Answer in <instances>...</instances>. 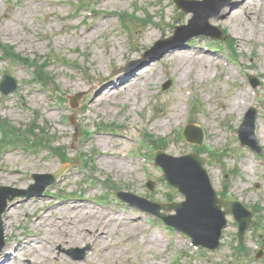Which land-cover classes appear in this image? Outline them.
<instances>
[{"label": "rangeland", "instance_id": "1", "mask_svg": "<svg viewBox=\"0 0 264 264\" xmlns=\"http://www.w3.org/2000/svg\"><path fill=\"white\" fill-rule=\"evenodd\" d=\"M76 1L0 0V41L8 46L12 45L22 57L37 56L41 60L46 57L53 58L47 72L53 74L56 83L55 88L50 84L55 90L50 97L40 87L29 83L31 75L28 69L23 65L10 64L0 55V79L3 70L8 68L19 83L17 90L10 95L4 97L0 94L1 116L16 126L25 127L37 117L41 125L50 128L45 132L51 133L44 137H52L55 144L66 146L71 164L65 166L61 179L46 189L48 194L52 193L50 191L53 188L60 191V194L67 196L61 203H69L73 197L80 195L79 198L95 210L117 212L126 219L120 226L117 222L105 223L103 228L96 225L91 236L83 232L81 236L86 237L87 241L82 244L61 245L52 240L51 250H54V256L59 254L60 260L50 258L49 263L74 264L65 252L70 248L82 249L88 246L85 257L78 261L82 264H264V260L260 263L253 258L257 251L264 258V210L262 217L253 226L255 234H252L251 229L246 231L245 254L234 250L233 237L236 228L231 216H227L228 224L222 231L218 251L207 253L195 251L183 237L168 230L160 220L155 221L149 214H142V211H137V208L124 202L114 201L116 199L110 190L111 186L104 184V180L109 179L119 190L150 201H183L181 194L159 180L161 172L150 165L149 157L146 161L141 160L140 154L144 151L131 138H138L140 129L143 128L154 136H166V146L163 149L165 153L180 156L195 152L193 145L182 146L176 133L189 120L186 114L189 112L192 95H196L203 109L195 111L192 120L193 123H199L204 130L201 146L205 144L212 150L226 152L223 161L210 163L208 160L205 166L214 189L218 194L224 191L228 197L236 198L248 207L260 202L264 208V167L258 166L254 156L247 150L236 153L239 145L234 134L247 108L250 105L259 106L256 134L258 141L264 146L263 6L257 7L254 12L262 18H253V21L247 19L244 30H235L230 23L223 22L224 10H230V13L238 11L228 5L220 9L216 16L208 19L210 24L225 29L236 39L235 48L239 55L237 63L228 61V51L225 49L208 50L207 47L214 44L203 35L193 36L182 44H175L164 53H161L163 46H160L152 56L145 58L144 63H151V69L140 68L141 71H138V68L132 71L136 75L138 72L145 73L148 78L154 79L150 87H145L146 95L143 90L139 91L137 104L119 100L117 94L107 100L103 98L102 105L92 109L90 98L95 95L92 93L93 88L103 76L122 73L119 69L121 66L129 60L141 59V54L152 48L155 42L164 35H171L168 24H186L192 14L183 13V16L177 13L168 0H82L88 2L95 12L82 10L71 17L69 2ZM223 2L225 0L219 1ZM118 12H124L125 18L130 21L131 35L128 40L118 30L115 17ZM145 12L150 13L159 22V26L146 23L143 17ZM132 14L135 20L133 22L129 17ZM176 16H183L184 19L176 21ZM99 22L107 24L100 31L94 30ZM191 40H194L193 43ZM219 46L224 47L225 44L221 43ZM173 48L198 54L202 51L212 57V61L208 66L207 62L200 63L199 58L189 57V60L179 64L178 55L170 54ZM160 57L164 59L163 62L156 61ZM63 61H74L78 68L64 66ZM154 62L157 63L154 65ZM246 74H253L260 80L255 90L261 93V98L255 99L252 95L253 89L245 81ZM167 81H170V86L163 89L162 85ZM77 92H85V95L80 99L79 105L71 109L68 107L67 98ZM242 94L247 98L242 99L238 107H234V97ZM58 97L65 98L66 101L58 102ZM67 119H72V122ZM100 122H115L123 124V127L118 128V132L114 134L101 132L96 130V125ZM82 128L91 131L86 140L82 139ZM119 133L124 135H117ZM101 137L107 139L106 146L99 141ZM77 152H82L83 157L79 158ZM113 153L115 156H112ZM103 155H108L115 161L124 159L127 164L132 163L133 169L129 164L130 170L127 172L109 168L100 161ZM81 159H85L87 164L84 165ZM58 166L59 161L46 151L19 152V149H7L0 153V167H18L25 179L22 183L18 176H0V185L28 188L33 183L30 174L52 172ZM234 166L237 173L233 176L229 174L225 178L224 172ZM28 173L29 177L26 178ZM148 180L154 182L151 189L146 186ZM70 193L75 196H70ZM40 197L45 199L42 204L49 203L51 207L56 205L55 198L43 195ZM94 197L106 198V202L95 203ZM25 200L27 199L15 198L8 203L9 215L6 216V211L2 214V222L6 224L4 235L7 246L12 237L20 233H41V224L32 228L28 221L31 216L28 206L22 204L21 208L18 207L19 202ZM28 203L31 204L32 201ZM137 203L149 207L141 202ZM40 210L37 204L31 213L37 214ZM136 219L139 227L132 230L131 225ZM93 221L94 218L87 217V223L92 224ZM9 222L11 226L7 225ZM68 228L73 229L72 226ZM99 230L105 232L106 241L103 242V238L99 237ZM23 253L14 264H28L30 256L33 260L46 258L41 252H33L30 246ZM73 253L79 255L77 251Z\"/></svg>", "mask_w": 264, "mask_h": 264}, {"label": "bare ground", "instance_id": "2", "mask_svg": "<svg viewBox=\"0 0 264 264\" xmlns=\"http://www.w3.org/2000/svg\"><path fill=\"white\" fill-rule=\"evenodd\" d=\"M255 1H257V6L259 4L264 6V0ZM250 3H254V0H236V2L232 3L229 8L237 9L238 11L230 13V10H224L225 14L222 18L223 22L225 24L230 23L235 30H244L246 27L245 21L247 20V18H249V13H252L251 10L255 6H251ZM178 18L184 19L183 17ZM106 24L107 22H99L94 30L100 31L105 27ZM175 53L178 55L179 64H182V62L190 59L189 54L186 52V49L170 50V54ZM206 55L207 54H201L200 52L199 60L200 63L207 62V65L209 66L211 59ZM147 65H149V63H147L145 67ZM139 78L140 77H137L133 74L127 75L125 77H123L122 75H118V77L115 78H113L111 75L103 76V79L99 82V85L93 90V92L97 93V96L95 94L92 96V98H90V107L97 108L102 105L103 98L109 99L110 97H113L117 94L119 100L128 101L131 102V104H137V95L139 94L138 89L141 87V84L144 83V78H142L141 81L139 80ZM133 95L134 98H132ZM246 98L247 97L245 94H242V96L236 95L233 100L234 107H238L241 103L240 101ZM99 141H101V143L105 146L108 144L107 139L105 138H101ZM112 156H115L114 153ZM100 161L102 164L107 165L109 168H115L122 172H127L130 170L127 162L123 159L115 161L112 157L103 155ZM20 171L21 169L18 167H4L0 169V176H18V178L23 183L24 179L20 175ZM34 201H37V199H35ZM23 203H27V201H24ZM55 210H58V208ZM8 211L9 210L7 209L6 216L9 215ZM59 212L61 214L59 217L52 218V214L54 213V211H52V209L48 210L44 208L43 213L33 215L34 217L32 219V226L34 227L38 223H41L42 234L33 235L31 236L32 238H20L16 236L14 238V241L9 244V246H5L3 248L2 253L0 254V264H13L15 257L19 255L17 254V251H19V253H22V251L26 249V246L32 247L34 251L38 250L40 252H43L44 254L46 253V259L43 261L44 263H46L47 258L50 257V254L47 253L50 250V242L48 240H53L61 245H77L78 243L85 242L86 238L83 239L79 234L75 232V230L76 228L83 229L84 226V230H91L92 227H95L96 221L94 220L92 224H88L87 217H94L95 215H97V213L91 211V209L84 203L78 202V199H73L72 203L68 206H60ZM81 213L82 216H80ZM99 216L101 218V215ZM108 219L115 222L117 220H120L121 217L108 214L105 215L102 220L107 221ZM98 223L100 226H103L101 219ZM10 224L11 222L8 223V225ZM5 225L6 224L4 222L3 226ZM70 226H72V228L75 230L68 228ZM137 227L138 223H134L132 225L133 229H136ZM82 233L83 231H81L80 234ZM103 235H105L104 231H100L99 237L101 238L103 237ZM37 243H39L40 245L37 246ZM9 249H12L14 252L12 254L8 253L10 252ZM29 264H35L34 260L32 259Z\"/></svg>", "mask_w": 264, "mask_h": 264}, {"label": "water", "instance_id": "3", "mask_svg": "<svg viewBox=\"0 0 264 264\" xmlns=\"http://www.w3.org/2000/svg\"><path fill=\"white\" fill-rule=\"evenodd\" d=\"M6 92L9 90L6 89ZM188 179L189 183H186L182 180L173 182L178 185L180 189L185 192L188 196V201L182 204L181 211L185 207H189L188 217L182 225V230L189 233L196 240L205 241L201 234L210 231L211 225H213V237L212 241L214 244L209 243L208 241L202 242L208 246H214L217 243L219 238V233L223 227V217L220 209V204H225L224 201H219L220 204H217V201L210 192L207 185V179L204 172L201 170V160L193 162V164L188 169ZM59 174L52 176L51 182H54ZM170 179L169 175L167 174Z\"/></svg>", "mask_w": 264, "mask_h": 264}]
</instances>
